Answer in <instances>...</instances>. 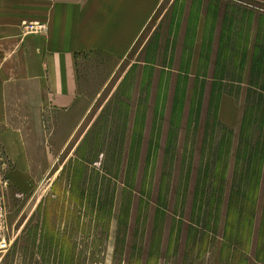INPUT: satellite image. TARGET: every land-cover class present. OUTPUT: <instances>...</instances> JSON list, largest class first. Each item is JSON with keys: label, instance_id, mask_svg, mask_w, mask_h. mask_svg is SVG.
Returning a JSON list of instances; mask_svg holds the SVG:
<instances>
[{"label": "rangeland", "instance_id": "1", "mask_svg": "<svg viewBox=\"0 0 264 264\" xmlns=\"http://www.w3.org/2000/svg\"><path fill=\"white\" fill-rule=\"evenodd\" d=\"M262 59L264 2L165 0L112 80L69 111L41 112L32 84L11 85L0 264H264V116L245 117L264 101L233 83L257 81ZM226 91L235 125L219 118ZM2 128L22 130L26 157H10Z\"/></svg>", "mask_w": 264, "mask_h": 264}, {"label": "crops", "instance_id": "2", "mask_svg": "<svg viewBox=\"0 0 264 264\" xmlns=\"http://www.w3.org/2000/svg\"><path fill=\"white\" fill-rule=\"evenodd\" d=\"M164 1L0 0V125L9 117L6 93L13 84H32L38 94V109L46 114L74 108L85 92L92 93L86 88L89 84L93 88L106 86ZM203 13L202 9L192 76L199 74V52L207 28ZM28 23L42 24L45 29L26 32L24 25ZM249 44L250 61L257 54L254 35ZM249 70L233 82L239 92L245 86L252 88L250 91L264 92L262 86H249ZM239 104L238 95L228 91L222 94L218 114L224 124L238 123ZM1 134L10 157L27 156L22 130L2 128Z\"/></svg>", "mask_w": 264, "mask_h": 264}, {"label": "trees", "instance_id": "3", "mask_svg": "<svg viewBox=\"0 0 264 264\" xmlns=\"http://www.w3.org/2000/svg\"><path fill=\"white\" fill-rule=\"evenodd\" d=\"M258 54H254L253 58L249 61V69H250V72L254 73L255 72V66L257 64V60H259L257 57ZM264 60V59H262ZM263 64H264V61H263ZM162 65V64H161ZM164 66V65H163ZM252 73H250L249 77H248V84L250 87H257L255 85H257V81L259 82V80H262L261 82H263L264 80V75L262 74L263 71H259L256 73V76H257V81H255V75H253ZM201 75V74H200ZM199 76V75H198ZM206 76V77H205ZM204 78H207L209 76L205 75ZM222 76H224L222 74ZM218 80H224V77H218L216 78ZM260 83V82H259ZM250 90H252V88H248ZM248 90V91H250ZM262 90H264V88L262 87ZM252 93H256V94H259V99H261L262 101H264V92H258L256 90L254 91H250ZM261 108H264V104H250L247 109H246V112H245V117L247 116V120L249 123H252L251 119L256 115V114H261L262 116H264V109L261 110ZM256 113V114H255ZM244 121H245V118H244ZM247 141V140H246ZM244 141L243 144H244V147L245 146H248L249 147V140L246 142ZM247 149V147H246ZM262 154H263V150H262ZM258 188V187H256ZM233 189V188H232ZM238 192H241L242 195L244 194L243 192V189L241 187H238L237 188ZM232 215V209L230 210V215L228 216L229 218L231 217ZM225 233H228V229L225 230Z\"/></svg>", "mask_w": 264, "mask_h": 264}, {"label": "built area", "instance_id": "4", "mask_svg": "<svg viewBox=\"0 0 264 264\" xmlns=\"http://www.w3.org/2000/svg\"><path fill=\"white\" fill-rule=\"evenodd\" d=\"M26 32H41L45 26L39 23H28L24 25Z\"/></svg>", "mask_w": 264, "mask_h": 264}]
</instances>
